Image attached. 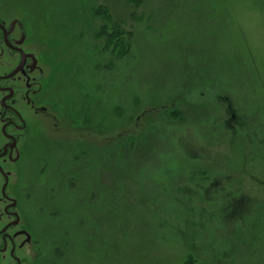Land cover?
Returning a JSON list of instances; mask_svg holds the SVG:
<instances>
[{
	"label": "rangeland",
	"instance_id": "rangeland-1",
	"mask_svg": "<svg viewBox=\"0 0 264 264\" xmlns=\"http://www.w3.org/2000/svg\"><path fill=\"white\" fill-rule=\"evenodd\" d=\"M0 7L50 76L0 164L24 264H264V0Z\"/></svg>",
	"mask_w": 264,
	"mask_h": 264
},
{
	"label": "flooded vegetation",
	"instance_id": "flooded-vegetation-1",
	"mask_svg": "<svg viewBox=\"0 0 264 264\" xmlns=\"http://www.w3.org/2000/svg\"><path fill=\"white\" fill-rule=\"evenodd\" d=\"M28 38L25 24L18 18H5L0 7V164L19 159L18 146L22 141L19 131L26 128L25 111L32 116L47 113L46 107L38 106L35 98L50 76L43 82L46 63L41 59L39 44ZM0 169L4 184L1 172L6 171L2 166ZM5 194L11 200L4 199L0 193V254L8 253L11 261L8 264H24L17 250L29 244L33 235L18 226L21 216L12 208L17 203L12 205L14 199L8 191Z\"/></svg>",
	"mask_w": 264,
	"mask_h": 264
},
{
	"label": "trees",
	"instance_id": "trees-1",
	"mask_svg": "<svg viewBox=\"0 0 264 264\" xmlns=\"http://www.w3.org/2000/svg\"><path fill=\"white\" fill-rule=\"evenodd\" d=\"M104 10L106 11V13L108 14V11H107V9L106 8H104ZM94 14H93V12H92V16H93ZM103 22H105L106 20H107V15H104V16H102V19H101ZM101 35H102V33H100ZM130 40H131V37H130ZM129 45H130V43L128 42V43H124V44H122V46L121 47H118L117 48V46L116 47H112L113 48V50L111 51V53H113V52H117V54H120L121 55V57L123 56V55H125V54H127V52H128V49H129ZM104 46H105V44H104ZM104 49H107V44H106V47H104ZM176 113V112H175ZM131 140V139H130ZM132 143H133V141L131 142V145H132ZM130 145V144H129ZM130 148H131V146H130ZM123 195V192H122V194H121V196ZM120 196V197H121ZM70 214V216H71V212L69 213ZM134 221V220H133ZM78 223V222H77ZM121 232H123V230H124V227H122L121 229Z\"/></svg>",
	"mask_w": 264,
	"mask_h": 264
},
{
	"label": "water",
	"instance_id": "water-1",
	"mask_svg": "<svg viewBox=\"0 0 264 264\" xmlns=\"http://www.w3.org/2000/svg\"><path fill=\"white\" fill-rule=\"evenodd\" d=\"M5 99V98H4ZM4 99L2 100V102L4 101ZM1 170V169H0ZM2 171V170H1ZM2 173V175L4 176V180H5V183H4V186H3V188H2V193H3V197L4 198H6V194H5V192H4V188H5V186H6V184H7V181H8V175L6 174V173H3V172H1ZM12 202H15V201H12ZM13 205V204H12ZM29 240V237L26 239V241H28Z\"/></svg>",
	"mask_w": 264,
	"mask_h": 264
},
{
	"label": "bare ground",
	"instance_id": "bare-ground-1",
	"mask_svg": "<svg viewBox=\"0 0 264 264\" xmlns=\"http://www.w3.org/2000/svg\"><path fill=\"white\" fill-rule=\"evenodd\" d=\"M69 211L71 212L72 210L69 209ZM72 213V212H71Z\"/></svg>",
	"mask_w": 264,
	"mask_h": 264
}]
</instances>
